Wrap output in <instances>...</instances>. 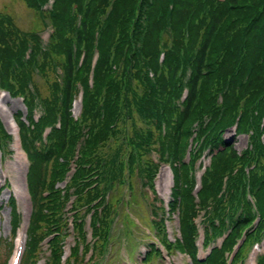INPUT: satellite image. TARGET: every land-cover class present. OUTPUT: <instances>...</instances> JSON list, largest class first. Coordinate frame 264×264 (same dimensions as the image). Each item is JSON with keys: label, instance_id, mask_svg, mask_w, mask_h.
Here are the masks:
<instances>
[{"label": "trees", "instance_id": "1", "mask_svg": "<svg viewBox=\"0 0 264 264\" xmlns=\"http://www.w3.org/2000/svg\"><path fill=\"white\" fill-rule=\"evenodd\" d=\"M22 1L34 14L29 29L0 12V91L20 98L26 111L13 115L32 203L21 264H37L45 239L43 264L61 263L71 196L77 239L70 257L106 243L133 178L155 196L153 153L172 172L169 200L158 199L155 209L177 213L180 226L171 242L163 222L151 220L164 233L161 247L172 245L191 264H227L238 244L229 264L242 263L264 238V0ZM34 76L49 85V97ZM242 134L247 144L237 150ZM11 140L0 120V153ZM207 157L194 197L193 173ZM5 204L14 235L15 198ZM200 212L201 248L210 249L204 260L193 218ZM4 248L1 264L12 241Z\"/></svg>", "mask_w": 264, "mask_h": 264}, {"label": "rangeland", "instance_id": "2", "mask_svg": "<svg viewBox=\"0 0 264 264\" xmlns=\"http://www.w3.org/2000/svg\"><path fill=\"white\" fill-rule=\"evenodd\" d=\"M7 12L11 14L15 20L16 25L23 30H27L31 27L34 14L29 10L22 0H0V12ZM43 41L46 40L48 34V28H45L41 33ZM34 82H37L39 92L43 97H49L52 93L50 92L49 85L43 84V79L34 76ZM40 108L37 106L34 109V118L37 119L40 115ZM23 112L25 114V108L20 98H11L7 93L4 95L0 92V120L7 133H10L12 140L8 143L6 148H3L0 153V187L4 184L6 187L1 191L0 194V205H3L0 209V264L4 253L5 242L12 239L13 247L7 258L6 263L8 264L15 248V238L11 237V224H10V209L5 206L8 196L13 195L16 198V207L21 215L20 225L23 224V218L26 212H29L30 206L28 201L25 199L28 197V193L25 192L23 181L20 180V166L24 168V171L28 167V159L26 154L24 155L18 140V128L13 121L12 116L17 112ZM74 112L73 116L80 112V106L72 109ZM234 134L233 130H229L226 133L227 138H232ZM235 147L237 150H242L246 147L247 138L245 135H239L236 137ZM19 144L20 154V166H16V154L15 143ZM153 159L158 165L159 170L153 180V189L155 196L150 193L147 187L140 186V179L133 178L134 186L132 189H127L123 198L126 200L121 204L118 209L117 218L111 225V233L108 236L107 242L103 245L98 242H91V229L89 226L88 216L82 218L85 229V236L87 242L94 243V247L89 249L86 254L79 255L77 261H74L70 257V249L74 246V237L77 239L76 232H74L70 208L72 205L71 196L63 208L68 213L67 218V232L69 233L65 240L64 253L61 257L60 264H189V259L178 252L172 245L167 246V250L161 247L160 242L162 235L161 228H157L151 223V220L160 219L165 228L167 237L171 242L173 238L180 237V226L177 213H168L164 207L161 209H155L159 206L157 200L162 201V206H166L169 200L172 187V172L166 165L158 163L157 155L151 154ZM207 160V159H206ZM207 164V161L205 162ZM206 166V165H205ZM205 166H201L199 169H195V187L193 189V196L195 197L200 186V176ZM170 170V171H169ZM62 186L61 184H58ZM153 200V202H151ZM154 203V204H151ZM78 214H83L81 209H77ZM154 216L156 219H153ZM202 213L200 212L197 216H194V221L198 226L197 232L202 234V227L200 225ZM19 225V227H20ZM18 233V232H17ZM222 237H225L223 235ZM222 237L217 240L215 246L219 247ZM14 238V240H13ZM164 239V238H163ZM160 241V242H159ZM79 248L80 245H79ZM48 251L46 245L43 244L41 248V260L39 264L43 262L45 257H48ZM264 254V238L259 244H254L251 249L246 253L242 264H254L256 263V256ZM200 255H206V252H200ZM92 256V261L87 262ZM232 252L228 256L227 264L231 263ZM83 261H80L79 259ZM253 258V259H252Z\"/></svg>", "mask_w": 264, "mask_h": 264}, {"label": "bare ground", "instance_id": "3", "mask_svg": "<svg viewBox=\"0 0 264 264\" xmlns=\"http://www.w3.org/2000/svg\"><path fill=\"white\" fill-rule=\"evenodd\" d=\"M74 107H75V109H77L78 107H79V102L78 101H76L75 102V105H74ZM15 149H16V151H17V154H16V159H17V162H16V166H19V165H21V163H20V161H21V157H20V154H21V151H20V149H19V147H18V142L15 144ZM22 166V165H21ZM24 167V166H23ZM21 179H22V177H21ZM19 239L21 240L22 239V235H20L19 236ZM253 259V258H252Z\"/></svg>", "mask_w": 264, "mask_h": 264}]
</instances>
